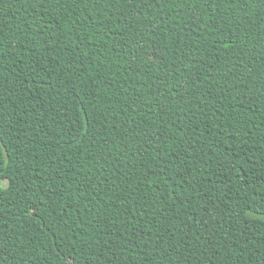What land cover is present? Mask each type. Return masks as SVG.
Wrapping results in <instances>:
<instances>
[{
    "label": "trees",
    "instance_id": "1",
    "mask_svg": "<svg viewBox=\"0 0 264 264\" xmlns=\"http://www.w3.org/2000/svg\"><path fill=\"white\" fill-rule=\"evenodd\" d=\"M0 264H264V0H0Z\"/></svg>",
    "mask_w": 264,
    "mask_h": 264
}]
</instances>
